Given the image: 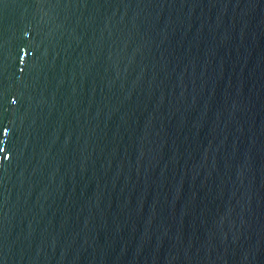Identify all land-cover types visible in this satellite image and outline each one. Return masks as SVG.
I'll list each match as a JSON object with an SVG mask.
<instances>
[{"label": "water", "instance_id": "obj_1", "mask_svg": "<svg viewBox=\"0 0 264 264\" xmlns=\"http://www.w3.org/2000/svg\"><path fill=\"white\" fill-rule=\"evenodd\" d=\"M0 264H264V0H0Z\"/></svg>", "mask_w": 264, "mask_h": 264}]
</instances>
